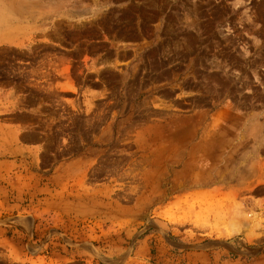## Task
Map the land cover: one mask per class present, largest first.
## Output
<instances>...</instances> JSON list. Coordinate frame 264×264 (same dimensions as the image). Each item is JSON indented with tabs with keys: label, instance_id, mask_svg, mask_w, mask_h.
Listing matches in <instances>:
<instances>
[{
	"label": "rangeland",
	"instance_id": "obj_1",
	"mask_svg": "<svg viewBox=\"0 0 264 264\" xmlns=\"http://www.w3.org/2000/svg\"><path fill=\"white\" fill-rule=\"evenodd\" d=\"M0 264H264V0H0Z\"/></svg>",
	"mask_w": 264,
	"mask_h": 264
}]
</instances>
